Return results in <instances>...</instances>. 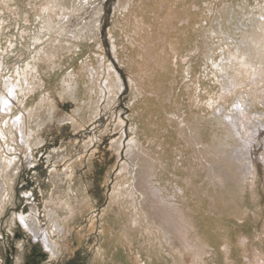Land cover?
Here are the masks:
<instances>
[{
	"label": "rangeland",
	"instance_id": "rangeland-1",
	"mask_svg": "<svg viewBox=\"0 0 264 264\" xmlns=\"http://www.w3.org/2000/svg\"><path fill=\"white\" fill-rule=\"evenodd\" d=\"M0 264H264V0H0Z\"/></svg>",
	"mask_w": 264,
	"mask_h": 264
},
{
	"label": "bare ground",
	"instance_id": "bare-ground-1",
	"mask_svg": "<svg viewBox=\"0 0 264 264\" xmlns=\"http://www.w3.org/2000/svg\"><path fill=\"white\" fill-rule=\"evenodd\" d=\"M262 25V24H261ZM242 51H243V49H241ZM240 54V53H239ZM248 64V63H247ZM243 65H246L245 64V61L243 62ZM242 66V65H241ZM240 66V67H241ZM233 80V79H232ZM235 80V79H234ZM7 90H8V88H7ZM8 99H7V97L6 98H4L3 99V101H2V106L4 107L3 109H7L11 104V102H14V98H13V96H12V94H8ZM2 98V97H1ZM9 101V102H8ZM244 104V103H243ZM240 105H242V104H240ZM243 106V105H242ZM245 109V108H244ZM238 110H239V108H238ZM239 112V111H238ZM241 113H242V111H241ZM249 113V112H248ZM247 113V114H248ZM239 115H241V114H239ZM248 116V115H247ZM233 118V117H232ZM238 118V117H237ZM241 118V117H240ZM228 119V118H227ZM235 119V118H234ZM236 121H237V119H236ZM226 122V121H225ZM239 122L240 121H238L237 122V124H236V128H238L237 129V133H240V134H242V132H240L241 131V127H239ZM235 125V123L234 122H230V124H228V126H232V125ZM243 124V123H242ZM243 129V128H242ZM244 130V129H243ZM234 132H235V130H234ZM249 133V132H248ZM248 135V134H247ZM232 135L231 134H229L228 135V138H230ZM245 145V144H244ZM230 146V145H229ZM223 149V148H222ZM236 151V150H235ZM239 151V150H238ZM241 154H245L244 152H240ZM261 159V158H260ZM261 162H263V161H261ZM235 163V162H234ZM261 164V163H260ZM260 165L258 164V160L257 159H253V165L252 166H243V168L242 169H249L250 171H251V179L249 180V186H250V188L252 189V190H254L255 189V187H256V181H257V172L259 171V168H261V167H259ZM240 171V170H239ZM261 171V170H260ZM262 172V171H261ZM216 173V172H215ZM218 175V174H217ZM212 176V175H211ZM215 176H216V174H215ZM214 176V177H215ZM219 176H221V175H219ZM218 176V177H219ZM262 176V175H261ZM217 177V178H218ZM224 178V177H223ZM219 179H222V178H219ZM218 179V180H219ZM227 179V178H226ZM242 180V179H241ZM215 181V180H214ZM217 182V181H216ZM219 182V181H218ZM220 182H221V180H220ZM223 182V181H222ZM227 182H228V180H227ZM219 184V183H218ZM224 185V183L222 184V186ZM224 187V186H223ZM219 188V187H218ZM225 188H227V187H225ZM183 190V189H182ZM252 190H251V192H252ZM254 192V191H253ZM218 201H219V204H220V207H221V209H224V208H227V209H231V210H233V212H235L236 214H237V216H239L240 214L242 215V206L239 204V203H230V202H228V201H226L225 199H224V201H222L221 199L219 200V199H217ZM217 200H216V202H217ZM21 220H22V223L24 224V226H29L30 225V222H29V220L27 219L26 220V218H21ZM38 230V229H37ZM39 241V240H38ZM247 241V240H246ZM46 244V243H45ZM47 245H45V247H46ZM208 246H210L209 245V243H206V247H208Z\"/></svg>",
	"mask_w": 264,
	"mask_h": 264
}]
</instances>
